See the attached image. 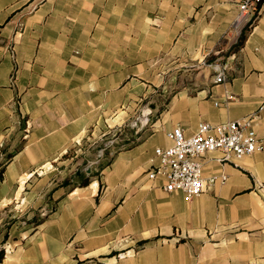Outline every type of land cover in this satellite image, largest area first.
<instances>
[{"label": "crops", "instance_id": "obj_1", "mask_svg": "<svg viewBox=\"0 0 264 264\" xmlns=\"http://www.w3.org/2000/svg\"><path fill=\"white\" fill-rule=\"evenodd\" d=\"M237 2L0 0V264H264V151L205 154L228 180L192 201L148 177L177 126L258 114L264 143V6L238 33ZM111 132L100 170H45ZM9 209L23 228L3 229Z\"/></svg>", "mask_w": 264, "mask_h": 264}, {"label": "built area", "instance_id": "obj_2", "mask_svg": "<svg viewBox=\"0 0 264 264\" xmlns=\"http://www.w3.org/2000/svg\"><path fill=\"white\" fill-rule=\"evenodd\" d=\"M263 6L264 0H238L233 28L240 33L250 27L256 22ZM214 72L216 84L227 81L224 67L215 65ZM151 115L150 110L142 112L131 128L136 132L142 131L150 125ZM258 117V114H252L225 124H200L196 134L191 137H187L181 127H175L167 135L172 146L156 149L159 162L149 172V179L163 181L166 192L180 193L186 201L202 196L218 183L226 184L228 177L225 175L204 178L202 159L207 153L221 152L223 157L218 161L226 164L263 152L264 143L254 129ZM126 257L127 253L118 254L120 260Z\"/></svg>", "mask_w": 264, "mask_h": 264}, {"label": "rangeland", "instance_id": "obj_3", "mask_svg": "<svg viewBox=\"0 0 264 264\" xmlns=\"http://www.w3.org/2000/svg\"><path fill=\"white\" fill-rule=\"evenodd\" d=\"M141 113L142 112L137 114L136 119L139 116H141ZM155 116H156V113L152 112V115L150 117L151 122ZM131 131H129V132L127 131V133L131 134L132 133ZM116 134H118V133H116ZM116 134L114 132H111L110 134L104 135L100 140L97 141V143L90 141L86 145L81 144V146H80L81 149L77 152V154L72 156L73 160L70 163H68V165H66L68 167V169L65 167V165H60L59 163H56L53 166L48 165L45 168V170L46 171L47 170H49V171L54 170L55 171V178H60L59 183L64 182V180L67 181L68 179H70V177H68V174L74 173L73 171L75 170V168H78V167L82 168V169L85 167H89L91 170H93V169L100 170L103 166L107 165L108 161L106 159V160H102L100 162H96L95 161L96 158L94 156L99 151L103 150L105 153H108L109 150H112L113 147L111 146V141H112L114 135H116ZM82 156H86L85 161H82L80 158H78V157H82ZM65 176H67V177L65 178ZM61 178H65V179L62 180ZM17 210L18 209H9L8 217L5 218L4 222H3V229L4 230L8 229L10 232L12 230L15 231L17 226L20 228H23V226L21 225V222H23L22 218H19V219L16 218L17 216L20 215V213L17 212ZM18 222H20V223H18Z\"/></svg>", "mask_w": 264, "mask_h": 264}, {"label": "trees", "instance_id": "obj_4", "mask_svg": "<svg viewBox=\"0 0 264 264\" xmlns=\"http://www.w3.org/2000/svg\"><path fill=\"white\" fill-rule=\"evenodd\" d=\"M244 33V32H243ZM242 33L241 35V39H240V42L243 41V38H244V34ZM0 258H1V255H0Z\"/></svg>", "mask_w": 264, "mask_h": 264}]
</instances>
